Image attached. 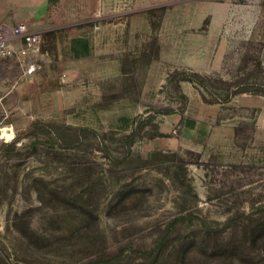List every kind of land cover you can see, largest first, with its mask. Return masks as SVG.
Instances as JSON below:
<instances>
[{"label":"rangeland","instance_id":"1","mask_svg":"<svg viewBox=\"0 0 264 264\" xmlns=\"http://www.w3.org/2000/svg\"><path fill=\"white\" fill-rule=\"evenodd\" d=\"M21 21L43 41L0 60V264H264V96L223 101L264 84V0H0ZM185 112L211 142L168 141Z\"/></svg>","mask_w":264,"mask_h":264},{"label":"built area","instance_id":"2","mask_svg":"<svg viewBox=\"0 0 264 264\" xmlns=\"http://www.w3.org/2000/svg\"><path fill=\"white\" fill-rule=\"evenodd\" d=\"M42 41V33L34 30L24 21L15 24L2 22L0 23V60L13 57L27 68L26 60L32 57ZM34 71L35 66L28 68L29 73Z\"/></svg>","mask_w":264,"mask_h":264},{"label":"crops","instance_id":"3","mask_svg":"<svg viewBox=\"0 0 264 264\" xmlns=\"http://www.w3.org/2000/svg\"><path fill=\"white\" fill-rule=\"evenodd\" d=\"M206 111V108H202ZM185 117L175 116L170 118L169 126L167 128L168 133H170L174 124L181 121V135L177 138L168 137L170 143H175L178 147H195L202 145L207 142H211L213 137H215L216 128L218 125L215 123L214 116L211 115L207 120L193 119L191 115H187L188 112L184 113ZM211 114V113H210ZM180 119V120H179ZM162 131V130H161ZM176 141V142H175Z\"/></svg>","mask_w":264,"mask_h":264},{"label":"trees","instance_id":"4","mask_svg":"<svg viewBox=\"0 0 264 264\" xmlns=\"http://www.w3.org/2000/svg\"><path fill=\"white\" fill-rule=\"evenodd\" d=\"M257 64H258V67H260V69H264L263 63L261 62L260 59L257 60ZM249 79H251V75H248V76H240L239 75V76H237L236 80H233L230 82L225 81L224 84H225L226 89L229 91V93L223 99V101L224 102L230 101L235 95L240 94V93L256 92V93L264 96V84L259 86L258 88H255L253 85H251L249 83ZM189 80L194 81L191 78ZM155 136H164V134L159 132V134H156ZM129 137L131 138V141H130L131 144H134L136 139H137L134 132H132ZM256 231L257 230L254 229V233Z\"/></svg>","mask_w":264,"mask_h":264}]
</instances>
